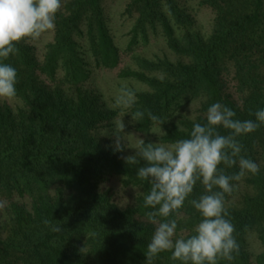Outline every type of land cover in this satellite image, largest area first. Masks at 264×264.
I'll list each match as a JSON object with an SVG mask.
<instances>
[{"label": "trees", "instance_id": "1", "mask_svg": "<svg viewBox=\"0 0 264 264\" xmlns=\"http://www.w3.org/2000/svg\"><path fill=\"white\" fill-rule=\"evenodd\" d=\"M104 0H71L57 13L53 41L42 60L29 42L17 45L8 63L17 70L15 110L0 104V195L12 200L28 198L30 209L10 203V221L0 230V264H144V252L154 232L147 220L151 209L143 207L150 185L137 177V166L127 165L122 152L103 144L98 132L109 127L117 111L97 107V98L79 85L90 79L93 69L112 70L120 54L110 34ZM180 0H131L125 13L136 15L128 51L148 41V31L159 26L171 52L187 62L137 60L141 69L159 76L127 70L120 78L132 79L147 89L135 92V103L126 108L152 112L167 127L189 102L201 99V113L215 102L236 112L240 120L254 119L264 108V0H203L200 5L215 13L211 36L203 40L189 33L192 19ZM185 30L182 43L175 29ZM233 69L240 103L225 92L223 73ZM75 86L76 96L58 86ZM194 122L204 116L180 119L172 124L160 143L187 138ZM134 130L149 133L155 127L147 116L133 122ZM159 127V126H158ZM221 134H227L221 129ZM243 155L261 168L246 176L253 194L226 209L235 227L239 251L232 261L218 264H264V127L240 138ZM236 168L225 169L229 174ZM118 177L123 188L138 189L135 205L120 208L100 185ZM203 194L198 184L189 199ZM177 220V234H191L198 214L185 202ZM60 225L53 232L45 221ZM256 232L263 252L253 261L246 251L249 232ZM154 264H179L171 252L161 253Z\"/></svg>", "mask_w": 264, "mask_h": 264}, {"label": "clouds", "instance_id": "2", "mask_svg": "<svg viewBox=\"0 0 264 264\" xmlns=\"http://www.w3.org/2000/svg\"><path fill=\"white\" fill-rule=\"evenodd\" d=\"M62 4L63 0H0V100L17 95L18 74L7 62L10 55L18 52L19 43L35 41L53 30ZM134 103V90L121 87L117 104L132 108ZM252 115L254 119H237L233 109L215 102L207 108L204 123H193L187 138L167 144L137 139L133 154L124 161L137 166V177L150 185L143 207L151 209L146 216L155 227L143 253L144 264H154L165 252H171V260L179 264H218L235 258L239 245L225 205L238 182L261 171L255 160L242 154L240 142V138L264 127V108ZM130 116L137 123L147 116L154 126H161L160 117L150 111L136 110ZM124 127L121 120L112 129L114 152L129 148L123 143ZM221 129L227 134H221ZM231 168L238 170L231 174L225 171ZM198 184L203 194L189 199ZM186 201L198 214V222L187 236L177 234V220L173 218ZM45 224L53 232L61 231L53 221L46 220Z\"/></svg>", "mask_w": 264, "mask_h": 264}, {"label": "rangeland", "instance_id": "3", "mask_svg": "<svg viewBox=\"0 0 264 264\" xmlns=\"http://www.w3.org/2000/svg\"><path fill=\"white\" fill-rule=\"evenodd\" d=\"M71 0H63L62 7ZM131 0H104L103 7L105 11V17L110 34L113 38L115 45L117 46L120 54V62L118 66L112 70L106 69H93L89 80L81 83L79 87L87 93H92L97 98V107L103 110L117 111L116 118L111 122L109 127H102L98 132L100 141L106 146H112L114 142V136L112 129L119 125L120 121L124 123L125 127L123 135H125L129 148H125L121 156L124 158L127 155H131L134 152L135 145L138 138H143L146 142L158 143L160 139L165 135L166 130L171 128V125L179 126L180 119H195L202 115L201 113V99H196L185 105L181 111L177 113L172 120V124H168L167 127L155 126L147 134H140L134 130L133 122L126 115V108L117 104V97L119 95V89L123 86H127L134 91L143 92L146 91V87L135 80L120 78V74L127 70L143 72L149 76H159L158 73H148L138 66L137 60H147L151 62L168 61L171 63L187 62L186 59L177 56L169 50L166 40L163 36L161 28L156 27L155 31H148L147 43L140 44L128 51V45L130 41V31L133 27L136 15L129 17L125 11L127 5ZM203 0H180V7L183 8L192 19V27L189 29V33L197 35L203 40H207L212 33L213 21L215 13L211 8L202 7L200 3ZM175 29V36L182 43V38L185 35V30ZM54 29L43 33L37 40L28 41L30 45L35 48V53L38 60H42L45 54V48L47 44L53 41ZM62 73H58V78L54 83H49L48 86H58L68 96H76L75 86L63 85L59 83ZM233 69L230 67L227 72L223 73L222 79L225 84V92L229 94L237 103H240V94L236 89V82L234 80ZM0 104H6L13 108L20 107L21 104L18 100L7 99L0 100ZM164 132V133H163ZM246 176L237 184L236 191L232 196L230 202L239 204L245 196L252 195V190L244 183ZM102 192H107L112 197V202L118 207L124 209L135 205L136 199L140 192L138 189L123 188L120 184L118 177H109L105 182L100 185ZM14 202L18 205L24 206L26 209H30V200L28 198H18L16 196L10 201L5 196L0 195V230L8 226L11 213L10 203ZM180 235H184L180 233ZM246 251L250 255L251 261L255 259L257 255L263 252V248L260 245L256 232H249L246 238Z\"/></svg>", "mask_w": 264, "mask_h": 264}]
</instances>
